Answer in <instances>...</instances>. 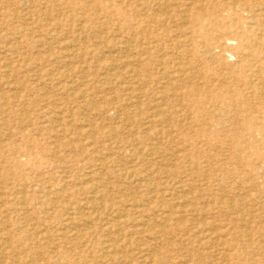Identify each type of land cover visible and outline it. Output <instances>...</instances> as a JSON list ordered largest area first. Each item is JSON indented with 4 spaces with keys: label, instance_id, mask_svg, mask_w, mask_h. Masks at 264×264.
I'll use <instances>...</instances> for the list:
<instances>
[{
    "label": "rangeland",
    "instance_id": "1",
    "mask_svg": "<svg viewBox=\"0 0 264 264\" xmlns=\"http://www.w3.org/2000/svg\"><path fill=\"white\" fill-rule=\"evenodd\" d=\"M37 263L264 264V0H0V264Z\"/></svg>",
    "mask_w": 264,
    "mask_h": 264
},
{
    "label": "bare ground",
    "instance_id": "2",
    "mask_svg": "<svg viewBox=\"0 0 264 264\" xmlns=\"http://www.w3.org/2000/svg\"><path fill=\"white\" fill-rule=\"evenodd\" d=\"M167 14V13H166ZM168 15V14H167ZM180 39V38H179ZM181 42V41H180ZM165 46V45H164ZM183 48H184V46H183ZM125 49V48H124ZM196 52V51H195ZM201 61V60H200ZM202 62V61H201ZM107 68V67H106ZM110 68V67H109ZM112 68H114V67H112ZM111 68V69H112ZM117 69V68H116ZM108 70V69H107ZM113 73V72H112ZM170 80V79H169ZM206 84V83H205ZM83 94V93H82ZM151 95V94H150ZM83 96H84V94H83ZM81 98V97H80ZM82 99V98H81ZM163 99V98H162ZM155 106V105H154ZM124 119H126V118H124ZM209 122V121H208ZM111 134V133H110ZM112 136V135H111ZM230 141H231V139H230ZM207 155V154H206ZM145 182V181H144ZM98 186V185H97ZM184 186V185H183ZM90 188H92L91 186H90ZM93 189V188H92ZM105 196V195H104ZM235 204V203H234ZM103 205V204H102ZM244 207V206H243ZM128 222V221H127ZM231 224V223H230ZM222 227H223V225H222ZM227 227H229V226H227ZM226 227V228H227ZM220 231H222V230H220ZM228 232V231H227ZM244 232V231H243ZM223 233V232H222ZM250 234V233H249ZM224 236L226 235V233L225 234H223ZM236 235V234H235ZM227 236V235H226ZM250 236V235H249ZM212 237V236H211ZM252 240V239H251ZM261 240V239H260ZM83 241V240H82ZM247 244V243H246ZM233 245V244H232ZM247 246V245H246ZM232 247V246H231ZM238 247V246H237ZM256 248V247H255ZM242 249V248H241ZM141 250V249H140ZM232 250V249H231ZM234 250H237V249H234ZM242 251H240V253H241ZM232 253V252H231ZM233 254H235V253H233ZM232 254V255H233ZM57 257V256H56ZM65 257V256H64ZM38 264V263H37Z\"/></svg>",
    "mask_w": 264,
    "mask_h": 264
}]
</instances>
